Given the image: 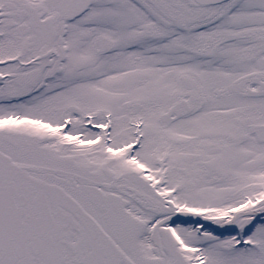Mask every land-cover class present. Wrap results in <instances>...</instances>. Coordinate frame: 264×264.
<instances>
[{"label": "snow or ice", "instance_id": "snow-or-ice-1", "mask_svg": "<svg viewBox=\"0 0 264 264\" xmlns=\"http://www.w3.org/2000/svg\"><path fill=\"white\" fill-rule=\"evenodd\" d=\"M0 264H264V0H0Z\"/></svg>", "mask_w": 264, "mask_h": 264}]
</instances>
